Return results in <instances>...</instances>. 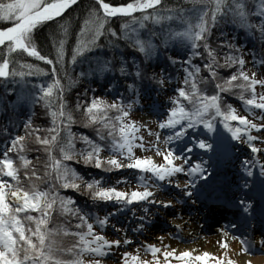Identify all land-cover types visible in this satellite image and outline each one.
<instances>
[{
    "label": "snow or ice",
    "instance_id": "1",
    "mask_svg": "<svg viewBox=\"0 0 264 264\" xmlns=\"http://www.w3.org/2000/svg\"><path fill=\"white\" fill-rule=\"evenodd\" d=\"M76 2L77 0H0V20L8 22V26L0 27V46H3L4 53L0 59V78L5 84L10 79L13 85H18L5 87L4 92L15 93L16 104H42L50 118L49 126L43 129L46 133L43 137L40 135L41 126H33L29 116L23 121L26 131L20 135H11L10 141L3 145L5 154L0 159V174L11 178L12 182L0 178V264H105V257L113 246H126L132 242L127 228L117 224H112V229L116 233L115 238H107L102 231H97V227L105 229L111 223L112 217L121 210H126L133 203L143 206L140 209L142 215L138 217L141 223L133 228L134 232L140 231L145 226L144 221L150 218L152 205H155L157 210L172 208L177 199L183 202L188 197H196V188L205 182L209 184L211 190L219 188L221 181L217 174V161L227 154L228 148L226 145H220L215 138L213 130L216 119H219L233 141L243 143L251 153V159L243 158L241 161L243 178L236 184V190L245 194L229 201L217 193V199L232 204L246 220L254 222L258 198L260 215L264 218V159L258 155L264 152V147L254 143L259 140L260 144L264 145V135H253V131L264 133V123L254 122V119H264V91L258 94L256 89L257 85L264 89V76L257 78L255 71L251 73L247 71L245 52L242 46L233 40L224 38L221 34L215 47L209 43L212 25L219 19L230 18L233 23L258 38L261 46L259 53L256 49H249L247 54L252 57L253 66L264 64V59L257 58L258 55L264 58V0H258L255 4L251 0H193L191 8L165 5L164 0H126L122 3L94 0L80 21L76 42L67 61L66 23L59 26L58 33H53L49 37L54 58L42 54L38 50L34 32L45 22L60 17ZM137 11L140 15H133ZM254 13L258 14L256 20L252 19ZM115 16L122 19L127 17L120 24L119 32L107 26L109 19ZM174 20L181 22L180 30L169 29L164 32L161 43L167 45L169 40H178L190 47L183 59L171 55L167 57L170 64L180 65L183 79L179 81L180 86L175 88L174 94L168 97L171 106L166 109V116L157 121L156 130L146 123L130 119V111L139 103V90L143 81H151L158 91H166L172 76L163 68L159 72L148 71L143 62L135 57L130 58V64L121 59L118 68H112L109 60H96L93 62L95 68L87 73L94 75L118 71L125 81L124 87L128 93L134 94L132 99L118 95L109 102L93 95L83 101L77 98L74 106L69 107L64 94L66 86L70 88L75 81L71 78L68 67L74 66L87 50L96 48L99 37L110 36V39L106 40L110 48L117 47L116 41H123L145 59H150L160 52L154 42L157 34L149 32L142 38L141 30L146 28L149 21L163 25ZM19 52L46 62L51 67L44 68L39 64L15 61L9 55ZM194 57H199L203 63H193ZM17 64L20 70H17ZM223 69L232 71L222 76ZM203 72L207 75H202ZM49 73L51 79L46 84L33 83L31 88L28 87L29 81L25 79L26 76L39 77ZM84 75L85 73H77L78 77ZM210 84L214 86L211 94L205 91V87L199 86ZM113 88L114 85L109 83L108 89ZM222 93L237 96L254 119L238 114L232 104L224 103ZM11 104L12 102L10 107ZM81 109L83 117L77 121L74 112ZM256 109L260 111V116L255 115ZM111 112H115V115H110ZM78 122L95 126L96 139L84 133H73L71 126ZM198 125H202L209 134L208 139L193 138V143L203 150L204 158L188 165V158L183 152L177 155L170 142L185 137L187 130H195ZM141 129L154 139L145 142L144 136L139 134ZM163 129L168 130L167 134L161 133L160 130ZM0 133L7 135L8 128H0ZM33 136L34 143L39 146L37 150L42 148L46 153L45 170L43 176L38 174L35 167L31 171L25 170L23 177L28 179L30 185L25 189L18 169L7 153L15 152L21 166L29 165L30 160L24 153L28 151V137ZM77 140L82 145L79 149L74 146ZM193 143H189L184 152H190ZM57 148L58 155L55 152ZM135 148L149 154L137 155L134 152ZM105 152L109 155H104ZM152 153L160 157V160L154 159ZM178 159L184 163H175ZM70 161L102 173L125 168L136 170V180L140 186L130 190L115 186L128 183L126 176H120L112 185H104L102 176H87L78 171ZM39 162L38 157L35 163ZM257 168L258 174L255 171ZM179 173L186 175L184 183L178 182ZM32 178L54 183H48L46 188H40ZM165 185L179 189L182 198L157 199L156 194L163 191ZM59 189L82 192L93 202H113L112 211L104 215L87 212L75 205L73 196L63 195ZM33 212L36 214L33 215ZM54 212H58L69 222L75 219L77 221L75 228L79 230H71L63 223L53 224ZM135 215L136 209L132 208L131 216ZM176 215L178 217L179 214ZM60 235H71L75 237V242L62 247L56 239ZM237 238L241 241V251L251 250L245 247L248 243L245 236ZM157 239L162 240L163 237ZM258 242L264 245V232L259 236ZM221 246L226 247L223 238ZM141 249L151 253V258L140 259L138 254L125 251L121 256L122 264H171L169 257L173 255H178L181 264H192L190 260L183 259L192 255L188 249L176 254L169 251L167 245L161 244L158 247L151 243L138 246L137 252ZM161 249L163 261L157 256ZM65 254L71 258H64ZM86 256L92 258L86 259ZM209 256L211 253L202 252L195 256V260L209 264L206 259ZM215 264H223L222 259L217 258ZM228 264L234 262L229 259Z\"/></svg>",
    "mask_w": 264,
    "mask_h": 264
},
{
    "label": "trees",
    "instance_id": "2",
    "mask_svg": "<svg viewBox=\"0 0 264 264\" xmlns=\"http://www.w3.org/2000/svg\"><path fill=\"white\" fill-rule=\"evenodd\" d=\"M110 3H122L126 2V0H107ZM253 4L257 3L258 0H251ZM94 0H77L74 6H71L64 13L61 14L60 17L55 18L51 22H45L40 25L38 29L34 32V39L37 42L38 50L41 51L42 54H48L50 58H54V52L52 50V44L49 39L51 34L59 32V26L62 23L67 24V37L65 40V57L67 58L71 56L72 47L76 42V33L80 28V21L84 18L85 13L89 7L92 6ZM165 5L176 6L179 5L182 8H191L193 4V0H164ZM151 11V10H149ZM133 15H140V13H135ZM258 18V14L254 13L252 16L253 20ZM127 17L123 19L120 16H115L110 18L107 26L112 27L117 32L120 31V24L126 20ZM195 21L193 20V23ZM8 26V22L0 20V27ZM181 22L178 20L169 21L161 24H153L151 21L146 23V28L141 30L142 38L146 36L149 32H155L157 35L154 38V42L158 45L160 52L159 55L153 56L150 59H145L142 54H140L137 50L129 47L123 41H116L117 47L110 48L108 47L106 40L110 39V36H101L98 38V46L93 49L87 50L85 54H83L74 66L68 67L69 74L71 78L75 81L71 85V87L66 86V91L64 94L65 100L68 102L69 107L74 106L77 102V98L83 101L86 99H90L91 96H100L107 101L111 102L115 99L116 96L121 95L125 96L126 99L131 97V94L128 93V90L124 87L125 81L121 77V74L118 71H108L104 74H94L87 75L89 71H92L95 68V64L93 63L96 60H109L111 62L112 68L119 67V61L123 59L127 61L129 64L131 63V57H135L137 60L143 62V66L147 68L148 71H156V69H152L153 64L156 62H167L169 64V71H173L174 67L177 65H172L168 62L167 57L169 55L173 56L172 53L179 56V59H183L186 57L187 50L190 47L184 43H181L178 40H169L167 45L162 44L161 41L164 39L163 33L167 32L169 29L174 31L180 30ZM223 34L224 38H229L233 40L236 44L241 45L243 51L248 53L249 49H256L257 53L260 50V44L258 38L253 37L247 30L240 27L238 24L233 23L230 18L228 19H219L215 24L212 25L210 29V37L209 43L215 47L217 43V38ZM249 45V47H248ZM102 46V47H101ZM248 49V50H246ZM203 51V48L200 49ZM3 46H0V59L3 58ZM10 57L15 61H26L29 63L39 64L41 67L50 68L51 66L47 65L46 62L38 61L34 57H29L27 54L19 52V53H10ZM175 56V57H177ZM193 63L202 64L203 61L199 57L193 58ZM17 70H20L19 65L17 64ZM245 68L247 69V62L245 64ZM26 71V69H25ZM232 69H223L221 70V75L226 76L230 74ZM77 73H85L84 76L78 77ZM170 74H173L171 72ZM202 75H207L206 72H203ZM25 79L29 81L28 87L31 88L33 83H47L49 79H51L50 73L48 75H40L37 76H26ZM183 79V77H182ZM108 81V84L111 83L114 85L113 89H108V84L105 82ZM63 82V81H62ZM155 86L151 81H143L140 86L141 91L145 86ZM18 85H13L11 80L5 84L4 80L0 78V128L7 127L8 134L0 133V146L7 144L10 141L11 135H20L24 133L26 130L24 128L23 121L31 117V121L33 126L39 125L41 126L40 135L43 137L46 133L43 131L44 128L49 126V117L46 115L47 109L42 104H32V105H22L14 103L16 100V94H8L4 92L5 87H17ZM205 87V91L209 94L214 90L213 85H199ZM257 89V86H256ZM223 102L226 104H231L232 101H236L238 103H242L237 96L232 95L231 93H222ZM10 102H12L11 107ZM187 105V101L184 102ZM110 115L114 116L115 112H111ZM74 117L77 121L82 120L83 111L82 109L74 112ZM219 119L215 120V123L218 122ZM71 130L73 133H84L93 139H96L95 131L96 127L92 125H85L82 122L75 123L71 126ZM75 148L79 149L82 145L79 140L75 141ZM28 151L24 154L29 158L30 163L26 166H21L18 156L15 152H8L7 155L9 158L13 160V165L17 167L18 173L21 176V183L25 189L30 187L28 183V179L23 177V172L25 170L31 171L33 167L36 168L38 174L43 176L44 173V161L46 158V153L43 152L42 148L38 151L39 147L34 143V136L28 137L27 140ZM56 154L58 155L59 149H55ZM109 154L108 152H105ZM5 150L2 151L1 159L4 157ZM39 157V164H36V160ZM73 163V166L77 168L78 171L86 174L87 176H102L105 173L100 172L94 168L88 167L85 168L82 164ZM116 172V171H114ZM53 176L55 173L52 174ZM11 181V178H9ZM38 187L46 188L48 187V183H54V181H48L45 183L43 180H36L32 178ZM12 182V181H11ZM104 185H110L108 182H104ZM66 196H73L75 198V205L85 209V205L89 204L90 206L99 205L102 202H93L89 199L88 196L84 195L82 192H76L72 189H59ZM33 215L36 213L33 212ZM23 215V213L21 214ZM53 224H65L71 230H79L75 228L77 221L72 219L70 222L65 220L64 216L60 215L58 212H54L52 216ZM50 227L52 224L49 225ZM59 241L60 246L67 247L70 244L75 242V237L68 235H60L56 237ZM64 258L70 259L71 256L65 254Z\"/></svg>",
    "mask_w": 264,
    "mask_h": 264
},
{
    "label": "rangeland",
    "instance_id": "3",
    "mask_svg": "<svg viewBox=\"0 0 264 264\" xmlns=\"http://www.w3.org/2000/svg\"><path fill=\"white\" fill-rule=\"evenodd\" d=\"M248 58L249 57H247L246 59H248ZM251 61L252 60L249 59L247 71L249 73L255 71L256 74H257V78H259L260 76H264V64H258V65L253 66ZM165 63H167V62H165ZM156 67L161 68L159 65H157L155 63L153 65L152 69H154ZM179 79H180V75H179V77L177 76V78L174 81L171 80V83L168 85L166 91L147 90L148 93H145L144 96L139 95V103L135 104L133 109L130 111L131 112L130 119L140 121L141 123H146V124H148V126L150 128H152L153 130H156L157 121L159 119L164 118L166 116V109L171 106V103L168 100V97H170V96H172L174 94V90H175L176 87H179ZM107 82L108 81H106V83ZM257 90H258V93H260L261 91H264V89H261L259 86H257ZM235 108H237V107H235ZM153 109H156V111L159 114L151 113V110H153ZM237 112H238V114H242V115L248 116L249 119H254L253 115L250 112H248L247 110L237 109ZM255 115L256 116H260V111L258 109L255 110ZM254 122L264 123V119H260V120H255L254 119ZM160 131H161L162 134H167L168 130L167 129H163V130H160ZM213 131L215 133V138L219 139V136L222 133L221 126L220 125H215ZM139 134L144 136L145 142H148V141H151V140L154 139L153 136H149L147 134V132L144 131L143 129L140 130ZM208 135L209 134H207L205 132V130L203 129V126L202 125H198L195 130H192V129L187 130L185 137H183L181 139H178L177 141L170 142V143H171V146L174 147L177 155H179L182 152L184 153V155L188 158L187 159V164L190 165L193 161L201 159V158H204L203 157V150L199 149L193 143V138L195 137V139H201V138L208 139ZM253 135H264V133H256L255 131H253ZM161 139H162V136H161ZM189 143H193V147H192L191 151L190 152H184V149L187 148V145ZM254 143L259 145L260 147H264V145L260 144L259 140L254 141ZM134 152L137 155L149 154L147 151H141L139 148H135ZM234 152H235V154L237 156H235L233 153H230L229 151H227L226 155L229 157V160H230L229 165H227V166H224L223 164L220 165V163L222 162V158L225 155L222 156L217 161V169H218L219 166H221L220 171L217 170V174L218 175H220V174L222 175L223 174L224 177H226L228 179V181H237L238 182V180L241 179L240 178V174H239V172H236L234 170L233 165L235 167L238 166V170H241V163L240 162H236V165H235L233 162L234 161H238L239 158H248V157H246V156H248V154H247L246 151L242 152L240 155L238 154V152H236V151H234ZM152 154L154 156V159H156L157 161L160 160V157L155 156L154 153H152ZM258 154H259L261 159H264V152H261V153H258ZM104 155H106V154H104ZM175 163L182 164V163H184V161L178 159V160L175 161ZM117 174L114 175L115 178H116V181L119 179L120 176H126V177H128L129 182L126 183V184H123V185H115V186L121 187V188H124V189H128V190H130L131 188H135V187H139L140 186L138 184L137 180H136V176H137L136 170L125 168V169L119 170V173H117ZM0 178H4V179L8 180L9 182H11L9 177L2 176V174H0ZM177 179H178L179 183H184L185 180H186V176L183 173H179V174H177ZM114 183L115 182H111L110 181L111 185L114 184ZM164 188H168V189L165 190V191L158 192L156 194V198L157 199L176 198L177 193H180L179 189H175V188L171 187L170 185H165ZM196 190H198V188ZM177 197L179 198V196H177ZM188 202H192L191 199H189ZM176 205H178L177 201H176L174 207ZM109 207L110 206H108V207L105 206V208L100 209L99 210L100 215L106 214L108 212V208ZM111 207H113V205ZM142 207H143L142 205H138L136 203H133L131 206H129L126 210L123 211L124 213H122V215L120 217V220L118 218H115V217H117L119 215V214H117V215L114 216V218L112 217L111 223L108 226H106L105 229L101 230V229H99L96 226L97 227V231H102L103 234L107 238H115L116 237V233L112 229V224H117L118 226H120V225H122V220L126 219L125 227H127V224L129 222L133 221L136 217H139V216L142 215V213L140 211V209ZM174 207L169 208L167 210H163L162 209L163 211H165L164 215H167L171 219L172 216H173V212L175 210V209L173 210ZM132 208L136 209V215L135 216H131ZM151 208L154 209L152 211V213L154 215L162 214V210L161 209L157 210L155 205H152ZM185 209H186V211H189V210L192 211V209L189 208L188 205L185 206ZM137 212H138V215H137ZM130 216H131V219L129 218ZM168 222H170V221H168ZM171 223H172V221H171ZM120 227H122V226H120ZM122 228H124V227H122ZM184 232H186V231H184ZM163 235H165V234L163 233ZM206 235H211V234H206ZM156 236L157 237H161V235H159V234H157ZM165 238H167V237H163L162 240L157 239V238L156 239L155 238H150V237H147V239H146L144 237L143 241H145L146 243L155 244L158 247L161 244L167 245L168 246V250L169 251H174L176 254H178L180 251L185 250V249H188L190 252H193V254H198V253H202V252L211 253V256L206 258L209 261V264L212 263V260H214L215 258H218V256H220V254H219L220 250L224 249V248H221L220 245H218V246H213L212 245L213 247H205V246H210V245H204V246L197 247V250H196V249H194V248H196V247H194L195 246V242L197 240L196 238H191L189 240H186L185 242L182 243V245H180V247L178 249H176L170 242H167V243L164 242L166 240ZM129 245L130 244H128L126 246L125 245H121L119 247H129ZM119 247L113 246V248L110 251V253L105 257V264H115V263L119 264V261H118L119 259L118 258L122 254V253L119 254V249H118ZM132 247H136V246L132 245ZM173 248H175V250ZM137 249L134 250V251H130V252L134 253V254H138L140 259H150L151 258V253L145 252L142 249L139 252H137ZM120 251L125 252L126 249H122ZM162 251H163V249H161V252L157 253L158 258L161 261H163V259H164L163 255H162ZM260 255H264V254H260ZM175 257H178V256L177 255H173V256L169 257V260L171 261V264H175L176 262L181 264V261H178L177 259H175ZM86 258L91 259L92 257L86 256ZM183 259L185 261L190 260L192 262V264H202V262L199 263L198 261L193 260V258H191V257L183 258ZM121 264H122V262H121Z\"/></svg>",
    "mask_w": 264,
    "mask_h": 264
},
{
    "label": "bare ground",
    "instance_id": "4",
    "mask_svg": "<svg viewBox=\"0 0 264 264\" xmlns=\"http://www.w3.org/2000/svg\"><path fill=\"white\" fill-rule=\"evenodd\" d=\"M220 242H221V240L218 236H216V237L202 236V237L198 238V240H196V243L194 246L196 248H194V249L197 250V247L204 246V245H210V246H205V247L217 246L218 244H220ZM171 243H173V242H171ZM172 245L174 247H178V248L180 247L178 244H175V243H173ZM248 248L251 249L249 251L250 253L255 251L250 246ZM191 253L193 254V252H191ZM220 256H222L224 258V261H223L224 264H228L229 259H231L234 262V264H264V257L259 256V255L248 256V255L243 254V252L240 250V246L236 242L234 244H229L227 249H225L224 252L220 253ZM220 256H218V258H221ZM215 260L216 259H214L212 264H215Z\"/></svg>",
    "mask_w": 264,
    "mask_h": 264
},
{
    "label": "water",
    "instance_id": "5",
    "mask_svg": "<svg viewBox=\"0 0 264 264\" xmlns=\"http://www.w3.org/2000/svg\"><path fill=\"white\" fill-rule=\"evenodd\" d=\"M71 7V6H70ZM66 11V10H65ZM137 12H139V11H137Z\"/></svg>",
    "mask_w": 264,
    "mask_h": 264
}]
</instances>
